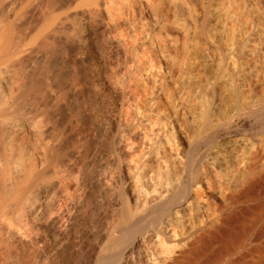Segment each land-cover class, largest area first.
I'll return each mask as SVG.
<instances>
[{
	"label": "bare ground",
	"instance_id": "bare-ground-1",
	"mask_svg": "<svg viewBox=\"0 0 264 264\" xmlns=\"http://www.w3.org/2000/svg\"><path fill=\"white\" fill-rule=\"evenodd\" d=\"M162 1L167 17L157 0H0V264H58L80 248L88 173L105 202L85 228L87 264H249L260 251L234 255L229 238L254 211L264 149L223 141L241 116L264 128L249 89L264 71V0ZM71 39L92 67L87 156L86 133L65 154L48 120L82 86L52 76Z\"/></svg>",
	"mask_w": 264,
	"mask_h": 264
},
{
	"label": "rangeland",
	"instance_id": "rangeland-1",
	"mask_svg": "<svg viewBox=\"0 0 264 264\" xmlns=\"http://www.w3.org/2000/svg\"><path fill=\"white\" fill-rule=\"evenodd\" d=\"M157 2H158V6H157L158 13L159 14L161 13V15H163V14L168 15V9L166 8V6H168V5L166 3H164V6L166 5L164 7L163 3H162L164 1H162V0H160V1L157 0ZM162 6H163V8H162ZM166 15L164 17H167ZM71 40H70V42H67V44H65V46L62 47L64 49H59V51H58L59 55L57 53L55 54L54 59L58 58L55 61L56 64H58L57 68L60 67V63H62V66H61V70L58 69L59 73L56 74L57 76L54 73H53L54 75H52V74L51 75L53 76V78L55 80L54 82H56V80L58 81V82H56L58 88H60L61 85L67 86L71 83L69 81L73 82L74 80H75L74 82H77V83L81 84L82 86H81V89L78 92H76V94L74 93L75 96L73 93L70 94L69 99L71 102L68 101V103L65 102L64 104H63L64 101L58 102L57 105L60 103L59 106L55 105L56 103L51 102V105L49 106V108H51V106L53 107L54 105L56 108L54 109V107H53L51 110L50 109L48 110L49 111L48 120H51V122L54 125L56 123V125H57L56 128H59L60 130L63 129L62 133L64 136L62 139L63 142H61L60 147H61V149L64 150L65 154H68L70 152V149L72 148V146L74 144L79 145L77 143L79 141V139L76 138V135H77V137L79 136L77 133H81V132H82L81 134L86 133V134H84V137H83L85 139H82V138L81 139L83 140L82 141L83 143L86 142V144L84 143V148H82L85 150V151L83 150V156H87L88 154H90V152H92V150L94 149V146H96L95 144H97V140H94V138L91 135L93 133L92 130L94 129V126H95L94 116L87 110L88 108H90L91 105H93L96 102L95 95H94L93 91L91 90V88L89 87L90 86L89 82L92 78V74H91L92 73V70H91L92 67L90 66L91 64L89 63V61H84V62L74 61L73 57H74L75 53L81 49V44H79L77 39H71ZM55 68H56V66H55ZM63 69H64L65 73L61 72V73H63V75L61 74L62 75L61 76L59 74H60V71H62ZM56 72H58V71H56ZM259 73L260 74H258V76L255 77V79L253 78L254 80L253 79L250 80L249 83H251V84H249V89L251 90L252 93H255L256 96H258V97L260 96V98H263L264 97V71L262 70ZM256 78H257V80H256ZM71 79H73V80H71ZM66 81L69 82L67 85L65 84V83H67ZM56 83H55V85H56ZM63 88L66 89L65 87H63ZM239 90H240L241 98L237 97V100L239 102H241L242 95L247 90L242 89L243 90L242 91L241 88ZM50 101L51 100H49V104H50ZM54 116H55V118H54ZM70 119L73 120V122ZM74 119L76 122H74ZM53 120H54V122H53ZM64 123H66V124L64 125ZM66 125H67V127L64 128ZM68 127H69V129H68ZM235 129L236 130H234V132H232L228 138H225V140L223 139L224 141L222 140L223 143H225V144L230 143L231 144V139H233L235 137L244 136V137H247L252 142H254V144L257 147L259 146L260 148L264 149V128H262V127L258 128V126H256L254 124V122L251 118H249L248 116H243V117L241 116L240 118H238L236 123H235ZM63 131L64 132L67 131V132L64 133ZM79 131H81V132H79ZM88 136H89V139H88ZM77 139H78V141H76ZM80 141H79V143L81 145L82 142H80ZM227 141H229V142L227 143ZM71 144H73V145H71ZM82 147H83V145H82ZM86 182H87L86 184L88 185V188L90 190V192H89L90 194L86 198V202H85L86 204L83 207V210L86 211V216L85 215L80 216L78 218L77 222H76V220L74 221L75 229H78L79 235H80L79 239H78L79 240L78 242L80 243V248H79L80 250L79 249L73 250V245H71V243L68 244L64 248V250L60 253L59 259H58L59 260L58 264H87V262L89 261V257L91 254L90 253L91 252V243H92L95 236L93 233H89V231L87 232L86 229H89L90 227H92L94 223H95V225L99 224V222L102 218L101 207L104 206L103 204L105 201L101 202V201H97L95 199L94 194L97 193V191L99 190V185L95 181H93V175L92 174L88 173V175L86 177ZM257 197H256V200L254 199L253 201H251L249 203V205H251L252 207L254 206V209H253L254 211L247 214L246 219L244 218L245 220L243 219L242 221H240L238 223V226H237L238 232L237 233H241V234L240 235L234 234L235 236L233 235L229 238V240L232 241L231 242L232 247L235 246V248H234L235 250L233 249L235 252V253L233 252L234 255H236L238 253L247 254V252H249V250L251 249L250 247H253L254 245L260 244L261 249L257 253V255H255L256 258L253 257V255H249V254L247 255L249 258V260H248L249 264H264V181L261 183V185L258 188ZM100 209H101V211H100ZM100 216H101V218H100ZM91 224H92V226H91ZM85 226H87V227H85ZM80 227H82V229ZM239 230L241 232H239ZM243 233L245 236L243 235ZM248 233H250V234H248ZM254 238L256 240H254V242H253Z\"/></svg>",
	"mask_w": 264,
	"mask_h": 264
}]
</instances>
